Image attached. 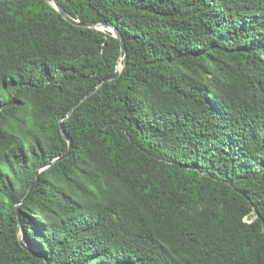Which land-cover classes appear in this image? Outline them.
<instances>
[{
    "label": "trees",
    "instance_id": "obj_1",
    "mask_svg": "<svg viewBox=\"0 0 264 264\" xmlns=\"http://www.w3.org/2000/svg\"><path fill=\"white\" fill-rule=\"evenodd\" d=\"M56 1L125 53L0 0V264H264V0Z\"/></svg>",
    "mask_w": 264,
    "mask_h": 264
},
{
    "label": "water",
    "instance_id": "obj_2",
    "mask_svg": "<svg viewBox=\"0 0 264 264\" xmlns=\"http://www.w3.org/2000/svg\"><path fill=\"white\" fill-rule=\"evenodd\" d=\"M52 2V6L56 9V11L63 17V19L72 24V25H75V26H78V27H83V28H92V29H96V30H107L108 32H110L112 34L113 37H115L119 43H120V46H121V55L118 59V62H117V65H116V70H115V73L113 76H111L110 78H108L107 80H112L114 78H116L118 75H119V72L120 70H118V65H120V61L122 60L123 56H124V53H125V46H124V40L121 36V34L119 33V31L114 27L112 26L111 24L109 23H106V22H99V23H82V22H79L78 20H74L72 19L68 14H66V12L58 5L57 1L56 0H51ZM75 107V106H74ZM71 112V111H70ZM70 112L65 116L67 117ZM60 131H61V134H62V137L65 139V141L67 142L68 144V150L67 152L62 155L59 159L63 158L65 155L68 154L71 146H72V142H71V139L66 135V133L63 131L61 125H60ZM53 161L45 164L44 166H42L40 169H38L36 171V177H35V180L33 182V184L31 185V187L29 188L28 192H27V195L31 192V190L34 188V185H35V182H36V179H37V174L44 168H46L47 166H49ZM20 244L22 247L26 248L27 250L33 252L32 250H30L28 248V246L25 244V240L23 238L20 239ZM34 253V252H33ZM47 264V263H46Z\"/></svg>",
    "mask_w": 264,
    "mask_h": 264
},
{
    "label": "bare ground",
    "instance_id": "obj_3",
    "mask_svg": "<svg viewBox=\"0 0 264 264\" xmlns=\"http://www.w3.org/2000/svg\"><path fill=\"white\" fill-rule=\"evenodd\" d=\"M104 30H105V29H104ZM118 70H120V69H119V65H118Z\"/></svg>",
    "mask_w": 264,
    "mask_h": 264
},
{
    "label": "rangeland",
    "instance_id": "obj_4",
    "mask_svg": "<svg viewBox=\"0 0 264 264\" xmlns=\"http://www.w3.org/2000/svg\"><path fill=\"white\" fill-rule=\"evenodd\" d=\"M119 69H120V65H119Z\"/></svg>",
    "mask_w": 264,
    "mask_h": 264
}]
</instances>
